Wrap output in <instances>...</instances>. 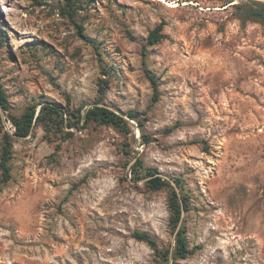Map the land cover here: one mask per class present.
Wrapping results in <instances>:
<instances>
[{
	"label": "rangeland",
	"instance_id": "1",
	"mask_svg": "<svg viewBox=\"0 0 264 264\" xmlns=\"http://www.w3.org/2000/svg\"><path fill=\"white\" fill-rule=\"evenodd\" d=\"M227 1L0 0V153L9 115L44 102H100L128 127L72 118L12 136L0 264H173L159 254L173 188L193 249L177 264H264V24Z\"/></svg>",
	"mask_w": 264,
	"mask_h": 264
},
{
	"label": "trees",
	"instance_id": "2",
	"mask_svg": "<svg viewBox=\"0 0 264 264\" xmlns=\"http://www.w3.org/2000/svg\"><path fill=\"white\" fill-rule=\"evenodd\" d=\"M233 1L234 0H228L227 4ZM68 2L70 4L72 3V0H68ZM240 14L247 19L259 21L260 23L264 24V2L260 0H245L244 3L240 6ZM77 27L80 36L85 38L86 35H83V33H81L82 27L80 25H77ZM162 27L163 24L160 23L151 31L148 36L149 43L153 44L159 41V39L162 37ZM151 82L154 85L156 84L155 80L152 77ZM98 91L100 93L99 100H101L102 94L104 92V87H99ZM156 96L157 95L155 94V97ZM0 108L4 111L9 110L8 100L1 88ZM127 114L128 117L131 119H136L138 117L137 112L134 111H130ZM64 115H66V117ZM72 118H74L77 123L81 120L84 124L94 121L100 124L112 125L120 130H128L126 120L106 105L100 104V102L87 108L83 114L80 112L79 109L77 111L74 110L69 112L68 109H65L60 103L57 102H44L41 103L38 111L37 106H31L18 116L9 115V119L14 127V130L12 133L6 132L2 139V149L0 153V184L6 183L11 177L9 160L11 158L12 153V136H15L17 138L26 137L30 134L32 128L36 124L41 125L47 131L54 128V126L57 125L58 120H60L61 123H64L68 120V124H75ZM139 164L140 161H137V165ZM137 165L134 166L135 170L137 169ZM146 174H148L149 176H153L148 181L149 186L152 189L158 190L166 186L167 182L161 176L156 175V169L148 168L146 170ZM175 183L177 184V186H180V182L178 179L175 180ZM169 208V225L173 230L174 246L168 247L159 254L166 257L172 255V257H174L173 264H177L175 262V259L186 258L189 254L193 253V249H190L188 247L185 238V230L181 225L182 215L185 211L188 210V203L186 201V197L183 194H180L174 188L169 196ZM134 236L139 240H144L148 242L151 247H153L156 251L158 250V245L156 241L147 232L138 231L134 233Z\"/></svg>",
	"mask_w": 264,
	"mask_h": 264
},
{
	"label": "bare ground",
	"instance_id": "3",
	"mask_svg": "<svg viewBox=\"0 0 264 264\" xmlns=\"http://www.w3.org/2000/svg\"><path fill=\"white\" fill-rule=\"evenodd\" d=\"M172 6H175L176 4H171Z\"/></svg>",
	"mask_w": 264,
	"mask_h": 264
}]
</instances>
